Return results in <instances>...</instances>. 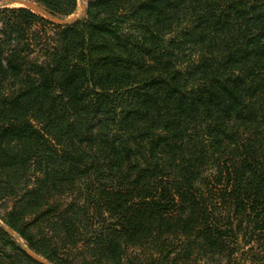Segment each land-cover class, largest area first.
Listing matches in <instances>:
<instances>
[{
  "label": "trees",
  "instance_id": "1",
  "mask_svg": "<svg viewBox=\"0 0 264 264\" xmlns=\"http://www.w3.org/2000/svg\"><path fill=\"white\" fill-rule=\"evenodd\" d=\"M85 1L0 9V264H264V0Z\"/></svg>",
  "mask_w": 264,
  "mask_h": 264
},
{
  "label": "water",
  "instance_id": "2",
  "mask_svg": "<svg viewBox=\"0 0 264 264\" xmlns=\"http://www.w3.org/2000/svg\"><path fill=\"white\" fill-rule=\"evenodd\" d=\"M80 2L79 4V12L75 15L69 16V17H59L52 15L50 12H48L46 9H44L42 6L38 5L35 2L29 1V0H2L0 1V9L2 8H11L15 5H20L23 8H26L30 10L33 13H36L46 20L52 22L53 24H56L58 26H68L76 23L79 21L85 14L86 11V5L81 2V0H78ZM2 229L8 233L10 236H12L16 242L20 245L23 252L34 262L37 264H52L48 260L44 259L43 257L39 256L38 254L31 251L29 248H27L21 239L11 230L8 228L2 226Z\"/></svg>",
  "mask_w": 264,
  "mask_h": 264
},
{
  "label": "rangeland",
  "instance_id": "3",
  "mask_svg": "<svg viewBox=\"0 0 264 264\" xmlns=\"http://www.w3.org/2000/svg\"><path fill=\"white\" fill-rule=\"evenodd\" d=\"M81 2L83 4H85L86 1L85 0H81ZM79 4H80V2L77 0V9H76V11L73 14L69 15V16L75 15V14H77L79 12ZM14 7H21V6L20 5H15ZM69 16H65V17H69Z\"/></svg>",
  "mask_w": 264,
  "mask_h": 264
}]
</instances>
